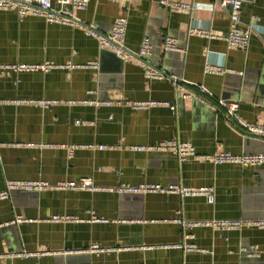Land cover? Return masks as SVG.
<instances>
[{
    "label": "crops",
    "instance_id": "1",
    "mask_svg": "<svg viewBox=\"0 0 264 264\" xmlns=\"http://www.w3.org/2000/svg\"><path fill=\"white\" fill-rule=\"evenodd\" d=\"M179 1L197 6L189 13L169 11L160 0H88L74 12L102 33L111 31L115 17L126 16L125 46L137 50L148 37L146 60L164 71L162 79L146 78L136 61L100 49L79 27L0 10V65H55L21 72L0 67V191L8 180L56 183L82 176L98 187L11 190L0 199V264H264V227H196L187 241L201 250L185 252L177 246L184 235L174 221L264 218V165L179 162L149 147L178 139L200 154L264 153V137L227 122L222 107L183 95L190 83H200L213 103L236 100L244 122L264 125V0H242L241 22L254 24L246 49L188 33L196 27L227 31V15L214 0ZM167 35L178 50L162 48ZM91 61L98 67L86 65ZM206 61L227 70L205 73ZM42 99L56 103L44 108L37 102ZM84 99L113 103L95 106ZM150 100L172 106H132ZM140 183L210 186L214 202L202 195L117 190ZM92 244L120 249L94 252Z\"/></svg>",
    "mask_w": 264,
    "mask_h": 264
},
{
    "label": "built area",
    "instance_id": "2",
    "mask_svg": "<svg viewBox=\"0 0 264 264\" xmlns=\"http://www.w3.org/2000/svg\"><path fill=\"white\" fill-rule=\"evenodd\" d=\"M114 2H129V0H112ZM215 3L224 10L228 18V29L223 34H215L209 29L205 28H190L189 34H196L208 39L223 40L230 46L241 49H246L249 44L250 33L254 29V24L243 25L240 19V11L242 0H214ZM160 3L167 7L172 12H189L191 13L196 3H187L179 0H160ZM88 5V0H0V10L14 9L19 16H40L48 23H58L72 27H79L83 29L88 36L93 37L100 49L111 51L121 61H136L142 68L143 74L148 79H162L166 75L163 70L155 68L146 60V56L152 51V44L148 37H142L139 48L137 50L128 49L125 46V33L127 26V18L124 15L115 17L112 29L109 33H102L94 26L82 23L74 16L76 10H84ZM164 50H178L176 39L172 36H165L162 42ZM86 65L97 68L98 62L91 61ZM55 65L49 62L35 64V63H17L13 65L1 66L10 67L17 72L21 71H35L38 69L48 70ZM227 69L221 64L211 63L206 61L203 71L205 73L221 74ZM178 89L185 90L184 86L180 84L178 77H170ZM190 90L185 91V97L198 99L212 108L222 107L224 110V119L227 122H234L241 125L242 129L253 135L264 137V125L251 124L244 122L239 114V103L236 100H217L216 104L213 103L207 93L205 87L200 83H190ZM42 107L47 108L55 100L42 99L37 101ZM81 102L91 103L95 106L111 105L113 102L109 100L99 99H84ZM152 105H167L172 106L167 101H134L133 107L147 108ZM77 123L82 122L76 120ZM104 146L99 145L98 148L102 149ZM150 148L166 150L176 156L179 162L187 159L206 160L213 164L231 163L241 166H257L264 165V153H231L226 150H217L212 153H197L194 146L189 141H181L178 139H170L162 141L156 145L149 146ZM138 150L144 146H136ZM14 189L21 190H38V189H81V190H95L98 187L94 184L92 177L82 176L77 180H64L56 183H49L43 180H8L5 187L0 191V199L7 198L9 192ZM118 191L127 192H176L180 196L191 195L205 196L207 202L212 204L214 202V189L210 186H181L169 185L167 187L155 183H140L138 185H119ZM53 220H68L70 217L53 215ZM174 221L180 225L183 231L184 240L178 243L185 252H193L201 250L195 243L188 242L187 240L193 238L191 230L196 227H210L214 230H232L239 229L244 226H259L264 227V218L255 221L244 219H207V220H187L182 216H177ZM89 249L94 252L98 251H114L120 247H100L99 245L92 244ZM252 254V253H249Z\"/></svg>",
    "mask_w": 264,
    "mask_h": 264
}]
</instances>
